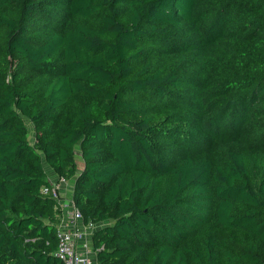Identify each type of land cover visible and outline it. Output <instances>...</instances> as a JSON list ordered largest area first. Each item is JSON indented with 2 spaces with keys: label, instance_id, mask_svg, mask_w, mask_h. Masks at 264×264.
<instances>
[{
  "label": "trees",
  "instance_id": "16d2710c",
  "mask_svg": "<svg viewBox=\"0 0 264 264\" xmlns=\"http://www.w3.org/2000/svg\"><path fill=\"white\" fill-rule=\"evenodd\" d=\"M43 160L98 264H264V0H0V264H63Z\"/></svg>",
  "mask_w": 264,
  "mask_h": 264
},
{
  "label": "built area",
  "instance_id": "2783aa9c",
  "mask_svg": "<svg viewBox=\"0 0 264 264\" xmlns=\"http://www.w3.org/2000/svg\"><path fill=\"white\" fill-rule=\"evenodd\" d=\"M43 193L49 194L58 202L61 209L58 229L57 257L63 264H98L96 252L88 249L84 242L85 226L82 213L77 209L72 198H67L62 189L55 183L43 187ZM87 226V225H86ZM96 225L87 226L95 231Z\"/></svg>",
  "mask_w": 264,
  "mask_h": 264
},
{
  "label": "crops",
  "instance_id": "0c3cea01",
  "mask_svg": "<svg viewBox=\"0 0 264 264\" xmlns=\"http://www.w3.org/2000/svg\"><path fill=\"white\" fill-rule=\"evenodd\" d=\"M47 177H48V180L51 182V183H56V181H59L58 180V176L55 174V172L53 170H49L47 172ZM74 182H75V179L72 181L71 185H70V182H66L64 180H60L58 182V185L60 186V188L62 189V192H66V188L69 187L71 188V191L73 192V187H74ZM72 197V193H71V196L70 198ZM68 198V197H67ZM85 226V238H84V242L87 243V246H88V249L91 248V251L93 249V242H92V238H93V231H89L86 224L84 223L83 224ZM97 227V226H95Z\"/></svg>",
  "mask_w": 264,
  "mask_h": 264
},
{
  "label": "rangeland",
  "instance_id": "374dc122",
  "mask_svg": "<svg viewBox=\"0 0 264 264\" xmlns=\"http://www.w3.org/2000/svg\"><path fill=\"white\" fill-rule=\"evenodd\" d=\"M27 126H28V129H29V140L31 143H34V139H35V132H34V126L32 123L30 122H27ZM76 160H77V164H78V168L79 170H81L83 168V160L81 158V154H80V150L77 149V155H76ZM43 163H44V167L46 169V171L48 172L50 170V167L48 166V164L45 162V160H43ZM75 178L71 179L70 181H67V182H70V185L72 183V181L74 180ZM58 180L60 181V179L58 178ZM59 181H56V185H58V182ZM59 186V185H58ZM60 187V186H59ZM70 187V186H69ZM67 187L66 188V192H64V195L66 197H68L70 199V196H71V188ZM72 198V197H71ZM99 226H102V225H98L97 227L99 228ZM96 227V228H97Z\"/></svg>",
  "mask_w": 264,
  "mask_h": 264
},
{
  "label": "water",
  "instance_id": "95a60500",
  "mask_svg": "<svg viewBox=\"0 0 264 264\" xmlns=\"http://www.w3.org/2000/svg\"><path fill=\"white\" fill-rule=\"evenodd\" d=\"M51 169V168H50ZM52 170V169H51ZM47 172V171H46Z\"/></svg>",
  "mask_w": 264,
  "mask_h": 264
}]
</instances>
